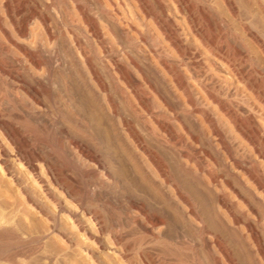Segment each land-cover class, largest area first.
Masks as SVG:
<instances>
[{"label": "bare ground", "instance_id": "6f19581e", "mask_svg": "<svg viewBox=\"0 0 264 264\" xmlns=\"http://www.w3.org/2000/svg\"><path fill=\"white\" fill-rule=\"evenodd\" d=\"M66 1L69 0H0V175L9 185L0 186V264H51L53 260L50 261L44 251L50 236L67 242L69 249L80 248L78 239L87 240L88 246L96 245L102 250L114 245V253H118L124 262L125 249L120 240L122 235L130 234L129 231L124 233L126 228L139 229L142 234L153 232L165 224L163 205L169 206L172 212L175 210L176 194L193 213L184 190L196 191L201 186L213 189L221 184L232 187L230 179L245 188L250 199L261 202L264 220V202L258 196L264 195V173L260 165L241 151L243 147L239 149L231 143L220 122L209 112L210 106L215 107L254 155L264 159V128L257 111L241 97L239 88H245L264 107V39L245 24H242L243 34L250 46L244 45L239 50L235 44L243 39L237 33H233L232 41L227 39L225 30L219 27L223 21L218 11L223 6L234 22L241 23L242 16L234 0H90L94 3L93 9L83 0H71L74 14ZM256 4L264 14V0H256ZM135 10L140 11V23L135 22ZM171 11L186 16L190 34L215 58L213 67L228 71L233 83L213 75L205 78L209 66L201 60L197 49L190 46L188 38L182 37L171 25ZM211 13H215L216 18ZM143 18L164 28L165 38L178 61H168L167 53L158 51L157 42L150 39ZM201 20L215 25L220 46L215 47L214 42L207 39V30L198 27ZM133 33L170 76V83L184 97V105L198 113L207 128L200 129L199 137L192 136V140L195 144L200 140L209 149L194 154L189 153L190 149L178 155L176 168L172 169L175 175H172L164 160L144 142L130 122L120 118L135 147L155 169L153 174L159 179L157 190L161 187L173 189L164 195V199L151 198L145 191V185L153 187V178L132 153L128 157L130 167L121 159L118 170L111 173L104 168L96 152V147L103 145V140H98L100 127L95 125L96 117L102 122L119 118L113 93L129 107L127 91L132 92L141 107L148 114H154L147 93L139 89L137 79H133L128 68L131 64L140 71L128 52L134 42ZM252 53H255L254 57H251ZM244 62H249L247 70L242 68ZM187 64L193 68L188 78L181 71ZM253 75L260 76L259 82ZM199 93L206 101L199 99ZM239 108L247 109L245 117ZM156 122L171 142L184 141L174 126ZM160 142L163 144L162 140ZM197 154L207 163L202 166L196 160V169H192L187 161ZM181 159H186V163ZM208 162L217 165L227 178L224 179ZM97 170L107 172L106 178L114 180L113 184L122 193L120 201L132 210V213H126V227L119 222L113 228L106 225V220L105 223L99 220L91 195L94 189L102 186V181L96 186L85 182L76 184L75 178L96 176ZM240 173L246 182L239 178ZM216 200L226 209L234 226L243 224L255 249L263 253L260 233L252 222L249 219L242 222L240 214L225 204L224 195L217 194ZM28 213L37 217V223H30ZM255 217L258 221L256 212ZM216 238L223 255L230 264H235L229 248L218 240L220 237ZM90 252L91 258L94 252ZM143 264L155 263L146 255Z\"/></svg>", "mask_w": 264, "mask_h": 264}, {"label": "rangeland", "instance_id": "374dc122", "mask_svg": "<svg viewBox=\"0 0 264 264\" xmlns=\"http://www.w3.org/2000/svg\"><path fill=\"white\" fill-rule=\"evenodd\" d=\"M58 1L61 2L63 0ZM83 2L93 9L94 3L91 4V2L93 1L83 0ZM234 3L241 13L242 22H234L226 9L223 6H220L218 14L221 20L224 22V25L222 22L221 24H219V27L225 30L226 35H228L227 39L229 41H232L233 33H237L241 40L243 39L241 43L236 42L235 44V46L239 50H241L242 46L244 45L250 46V42L245 38V35L243 34L242 24H245L261 39H264V14H262L258 9L256 0H234ZM66 5L74 14L72 1H66ZM135 11L137 13L135 22L140 23L139 19H142L140 11ZM170 13L171 25L178 30L182 37L188 38L190 46L197 49V51L202 56L201 60L209 66V71L207 72L205 78L208 79L213 75L223 81L225 80L227 82L233 83L234 79L231 78L228 71H222L213 67L212 63L215 61V58H213L207 51V49L199 43L196 37L190 34L186 16L179 13H174L173 11H171ZM211 14L214 18H216L215 13ZM143 21L145 22L146 28L148 29L150 39L156 40L158 51H160L162 54L167 53L168 61H178L179 58L177 54L165 38L164 32L162 30L164 28L161 29L157 27L150 19L144 20L143 18ZM260 26L262 27V30L260 29ZM198 27L207 30V39L213 41L215 47L221 45V41L217 38L215 25H212L207 20H201L198 24ZM162 37L166 42L162 40ZM133 38L134 42L132 46L128 48V52L130 58L139 65L140 71L133 68L131 64L128 65V68L130 69L133 79H137L136 82L139 85V89L147 93V98H149L148 100L150 101V103H152L151 105L154 114H148L145 109L141 107L140 103H138V100L135 98L132 92L127 91V100L129 102V107H126L124 104H122L118 95L116 93H113L115 104L119 113V118L116 117V120L113 122L109 121L108 119L106 122H102L100 121L99 117H96L95 125L100 127L98 140H103V145L99 144V146L96 147V152L98 153V156L101 159L104 168L109 170L111 173H115L118 170V163L121 161V159L125 161L130 167L128 157L129 155L133 154L134 157L141 161L144 170L153 178V187L145 185V191L151 198H163L167 192H171L173 191V189L161 187L159 190H157L156 184L158 183L159 179H156L155 175L153 174L155 169L148 161H146L147 158L145 157V155L135 147L133 141L125 131V128L122 126L120 118L122 117L123 119L130 122L132 127L141 136L144 142L164 160L172 175H175L172 169L176 168L179 160L178 155L184 154L185 151L189 152L190 149L191 152L189 153L191 154H194L195 152L199 153V150L209 149L208 146L203 144L200 140L198 144H195L192 140V136L199 137L200 129L203 128L207 130V128L200 115L193 112L191 109L188 110L189 108L184 105V97L178 91H176V89L173 87V84L170 83V76L161 67L157 59L148 52V48L146 47V45L140 42L138 35L133 33ZM93 51L97 53L95 48H93ZM133 55H135V57ZM252 56L254 57L255 53H252L251 57ZM228 57H230V54H228ZM227 59L229 60L230 58ZM248 63L249 62H244L242 64V68L244 70L248 69ZM191 68L192 67L188 66V64L185 65V67H181V71L186 78L191 77L193 71V68ZM101 71L103 70L101 69ZM253 78L256 82H259V80L261 79L258 75H253ZM163 79H165V81H163ZM146 81H149V83ZM149 86H151L150 89ZM239 88L241 97L257 111V114L260 118V125L262 126V128H264V107L261 103L254 100L245 88H242L241 86H239ZM198 96L200 100H205V96L202 93H199ZM168 102L171 105H169ZM178 103L182 105L183 108L180 105L178 106ZM175 105L176 109L173 107ZM44 106L46 107V104H44ZM209 110L210 114L212 112V115L215 116L220 122L221 126L227 133V136L230 139L231 143L234 146L239 147V149L243 147V149L241 148V151H243L246 156H250L256 159L257 163L260 165L262 172L264 173V159L259 158L256 154L254 155V152L248 145H246L241 135L236 133L232 129L231 125L215 107L210 106ZM239 111L241 112L239 113L243 115L245 112H247V109L239 108ZM246 115L247 113H245L243 116L245 117ZM156 120L168 123L172 127L174 126L175 132L180 138H183L182 141H184L178 144H174L173 142H171L167 134H165V132L157 124ZM194 121L196 123H193ZM48 128L50 129L49 125ZM189 130L192 132H190ZM161 140L163 144H161ZM197 155L193 158L195 161L193 159L191 161L181 159V161L185 163L187 161V164L192 169H196V160L200 165L204 166L207 162L203 159L202 155ZM197 157L199 159H197ZM208 163L210 164V166L212 165V167L218 169V172L224 179L227 178L224 172L219 171L220 168L217 165L215 167V164L213 162ZM169 167L171 168V170ZM18 171V169H15V172L18 173ZM101 171L102 170H97L96 176L90 175L84 179H80L79 177L75 178L76 184L85 182L88 185L96 186L100 181H102V186L99 189H94V192L91 195V202L94 206L93 208L98 214L99 220L103 221V223H105L106 220V225L112 226L113 228H116L119 222H122L126 227V213H132V210H128L126 205L122 201H120L122 198V193L118 189L117 185L113 184L114 180H108L106 178L107 172H105L104 170L102 172ZM239 178H241L242 182H246V178L242 173L239 174ZM202 180L206 181V178H203ZM230 182L232 187L221 184L219 188L213 189L204 188L201 186L196 191L190 190V192H188L189 190H184V194L186 195V197H188L189 203L192 206L193 213L189 212L187 204L178 200V194H176L178 203L175 207V210L172 212V210L169 209V206L163 205L165 224L158 227L153 232L148 231L147 234H142L139 229L132 228V230L136 229L141 233H138V231L136 232V230L135 232L134 230L132 232L130 228H126L124 233L129 231L130 234L126 233L128 235H122L120 240L122 249H125L123 253V255L125 256L124 262L123 259L120 258V255L118 253H114V245L109 246L112 250L108 248L102 250L99 249L96 245L88 246V241L83 239H78L80 242L79 249H69L67 242L59 241L50 236L44 247L45 254L46 256L48 255L47 257L50 258V261L53 260L51 261L53 264H143V259H145L146 255L150 256L154 260L155 264H215L216 262H218V264H230L227 258L218 248V241L216 237H220L218 240H220L227 249L229 248L228 250L230 251L231 257L233 258L235 264H264V252L260 253L257 249H255L256 247L254 246L251 237L243 228L242 223L239 226H234L232 224L226 209L223 208V206L216 200V195H224L225 204L233 207L234 211L240 214L242 222L246 221V219H249L252 222L254 228L260 233V242L264 249V220H262L261 216L262 204L260 201L250 199L245 188L235 184V181L233 179H230ZM250 185V183L247 184V186L249 187ZM0 186H9L5 180V177H1V175ZM235 191L238 192L241 196L239 197ZM258 194L259 193H257V195ZM258 196L264 202V195L259 194ZM242 198L245 199L246 202ZM85 207L87 208L88 205L86 204ZM255 212L259 217L258 221H256ZM28 217L31 224L34 225L35 223H37V217L32 216L31 213H28ZM203 225H205V229ZM209 229L210 231H208ZM88 230H90V228ZM144 235L145 237L142 238ZM15 251L18 252V249H16ZM90 251L94 252V256L91 258L89 257ZM6 255H9V253H7Z\"/></svg>", "mask_w": 264, "mask_h": 264}]
</instances>
